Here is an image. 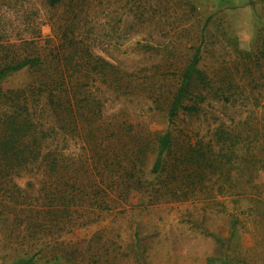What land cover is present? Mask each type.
<instances>
[{"label": "rangeland", "instance_id": "obj_1", "mask_svg": "<svg viewBox=\"0 0 264 264\" xmlns=\"http://www.w3.org/2000/svg\"><path fill=\"white\" fill-rule=\"evenodd\" d=\"M66 23L83 25L80 39L146 86L131 94L91 82L104 121L129 120L144 139L168 128L164 109L198 46L197 67L209 86L191 84L183 104L198 111L180 112L171 124L165 172L146 175L145 188L110 193L116 202L101 219L74 216L71 230L22 233L23 217L10 214L26 209L27 194L37 196L26 184L37 189L39 180H13L21 192L9 180L1 184L0 264H18L36 244L42 250L32 264H264V0H63L56 7L47 0H0L7 39L51 40L50 48L55 29ZM30 78L18 72L2 88ZM150 149L147 140L136 175L149 170ZM69 151L85 160L84 168L94 166L88 147ZM100 167L89 169L88 179L103 189L120 181L106 180Z\"/></svg>", "mask_w": 264, "mask_h": 264}, {"label": "trees", "instance_id": "obj_2", "mask_svg": "<svg viewBox=\"0 0 264 264\" xmlns=\"http://www.w3.org/2000/svg\"><path fill=\"white\" fill-rule=\"evenodd\" d=\"M62 1L47 0V4L56 7ZM82 28L75 23L59 24L55 29L57 43L49 48L51 40L40 45L35 41L7 39L0 24V185L6 180H39L37 189L30 182L26 184L37 195L27 194L26 209L20 215L15 209L10 214L14 219L23 217L18 224L22 233L45 232L52 227L71 230L77 226L74 216L84 219L96 215L101 219L102 213L111 212L116 201L110 193L121 197L128 191L145 188L150 181L146 175L157 177L168 168L174 145L171 124L180 112L198 111L195 106L183 104L191 84L209 86L197 67L201 51L198 46L178 72V88L164 109L168 124L165 132L144 139L129 120L104 121L103 104L93 91L92 81L106 89L130 90L131 94L145 90L146 86L136 84V78H128L116 60L96 52L95 46L80 39ZM21 71L29 73L27 83L2 88L11 75ZM147 140L151 145L148 152L154 158L147 173L141 172L139 176L135 170L139 157L147 158ZM76 145L91 150L89 160L94 166L84 168L85 160L78 162L69 151ZM101 165L106 180H120L107 183V190L92 182V175L88 179L89 169L98 171ZM13 186L21 192L15 183ZM10 195L11 199L16 196L14 192ZM42 220H49L50 226ZM38 245L30 247L31 254L24 250L18 264H32L42 250Z\"/></svg>", "mask_w": 264, "mask_h": 264}]
</instances>
